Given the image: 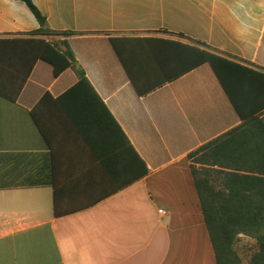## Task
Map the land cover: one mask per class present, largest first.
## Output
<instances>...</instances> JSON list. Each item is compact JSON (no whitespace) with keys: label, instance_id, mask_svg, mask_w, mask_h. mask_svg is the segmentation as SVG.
<instances>
[{"label":"crops","instance_id":"1","mask_svg":"<svg viewBox=\"0 0 264 264\" xmlns=\"http://www.w3.org/2000/svg\"><path fill=\"white\" fill-rule=\"evenodd\" d=\"M33 2L95 93L39 60L0 96V264H217L188 155L243 120L188 47L264 69V0ZM39 28L0 0V40Z\"/></svg>","mask_w":264,"mask_h":264},{"label":"trees","instance_id":"2","mask_svg":"<svg viewBox=\"0 0 264 264\" xmlns=\"http://www.w3.org/2000/svg\"><path fill=\"white\" fill-rule=\"evenodd\" d=\"M17 1L40 28L25 38L0 40V96L17 102L39 60L53 67L55 77L68 69L76 73L78 83L68 92L95 93L65 40L73 33L50 29L33 0ZM196 44L188 47L191 68L210 64L243 120L188 155L217 264H243L235 249L241 236L257 243L248 264H264V69Z\"/></svg>","mask_w":264,"mask_h":264},{"label":"rangeland","instance_id":"3","mask_svg":"<svg viewBox=\"0 0 264 264\" xmlns=\"http://www.w3.org/2000/svg\"><path fill=\"white\" fill-rule=\"evenodd\" d=\"M235 249L239 253L242 263L248 264L251 255L258 250V247L255 240L246 236H241L236 242Z\"/></svg>","mask_w":264,"mask_h":264}]
</instances>
